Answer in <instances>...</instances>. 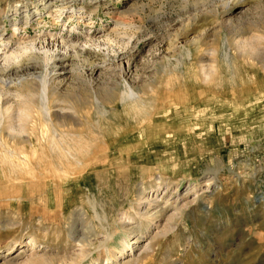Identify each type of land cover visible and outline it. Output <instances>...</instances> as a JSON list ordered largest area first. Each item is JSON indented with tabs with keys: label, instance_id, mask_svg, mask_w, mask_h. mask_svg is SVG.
Instances as JSON below:
<instances>
[{
	"label": "rangeland",
	"instance_id": "rangeland-1",
	"mask_svg": "<svg viewBox=\"0 0 264 264\" xmlns=\"http://www.w3.org/2000/svg\"><path fill=\"white\" fill-rule=\"evenodd\" d=\"M37 3L0 0L5 36ZM38 9V64L0 72V264H264V0ZM61 38L91 46L63 70Z\"/></svg>",
	"mask_w": 264,
	"mask_h": 264
},
{
	"label": "bare ground",
	"instance_id": "bare-ground-1",
	"mask_svg": "<svg viewBox=\"0 0 264 264\" xmlns=\"http://www.w3.org/2000/svg\"><path fill=\"white\" fill-rule=\"evenodd\" d=\"M55 1L56 0H38V3L36 5H29V4L20 5L19 4V5H14L13 8L9 9V12L11 14H14V16H18L19 19L13 20L14 23L13 22L12 23H13L14 27L12 28V34L11 35L5 36L6 33H4V30H2L0 28V30H1L0 31V72L2 74H8L10 68H12L13 65L16 64V62H17V64H19L18 62H21L22 59L25 60L26 62H34L35 64H38L36 61L37 60L36 57L38 58L37 55L39 54L40 49L36 48L38 46L35 45L36 44L35 40L34 41L33 40H31V41L27 40L26 41L25 40L24 41L22 39V37H20V36L17 37V35L19 33V28L16 26L19 24L23 25L24 28H26L27 26H30L31 21H32L31 20L32 17H34L35 15H39V9H38L39 5L42 6V8L49 9L55 3ZM73 1H75V0H73ZM61 5H64V3L63 4L61 3ZM62 8H63V6H62ZM62 8L57 10L58 12H60L58 17H60L64 13V10L67 9L68 7L64 6V8L63 9ZM53 19L55 20L54 17H53ZM37 24H40V21H38ZM15 38H16V40H14ZM60 40H61L60 43L64 46V49L61 48L63 50V52L61 54H58V56L55 55L54 59H53L54 60L53 63H55L56 65L58 64L60 66L59 70H63L64 69L63 67L69 64L72 57L78 55V53L83 52L85 50H90L89 47H91V46L87 45L90 40L87 41V44H86L87 47H86V45L74 44V43H72L71 40H65L63 38H61ZM13 44H15L16 46L14 45L15 47L12 48ZM84 44H85V42H84ZM43 50L47 51L48 49L43 46ZM126 52H127V50H126ZM23 54L26 56L25 59L23 57ZM43 64H44L45 68L47 69V66L49 64L47 59L43 62ZM48 75H54V73H51L49 71ZM14 84L15 83L13 82L12 78L10 81H8L7 79H4V77L3 78L0 77V122L3 120V116H4L3 114H6L5 112L7 111V109H9L6 107L5 112L2 111L3 104H4L2 102V97H3L2 93L4 91H7L6 93L11 94L12 92L10 93V91H11L10 88L13 87ZM18 85L20 86V83ZM47 86H48L47 78H46V76H44V78L40 80V97H39L40 98V107L39 108L45 114V116L48 115V111H47L48 101H47V96H46ZM17 91H18L17 92L18 95L22 94L20 88ZM29 95L30 94L25 93L22 96H29ZM130 96H132V94ZM11 133H12V131H11Z\"/></svg>",
	"mask_w": 264,
	"mask_h": 264
}]
</instances>
